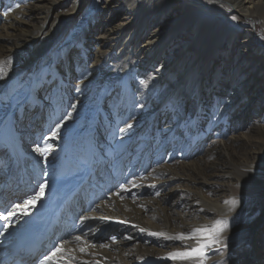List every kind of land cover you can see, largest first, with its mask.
I'll use <instances>...</instances> for the list:
<instances>
[{"label": "bare ground", "instance_id": "6f19581e", "mask_svg": "<svg viewBox=\"0 0 264 264\" xmlns=\"http://www.w3.org/2000/svg\"><path fill=\"white\" fill-rule=\"evenodd\" d=\"M205 2L0 0V35L10 38L9 48L0 43V143L9 151L8 159L0 160V174L6 180L18 177L8 189L4 188L6 184H2L3 190L0 188L1 204L10 201V211L0 213L5 222L1 243L8 244L0 251H8L30 226L38 221L47 225L64 212L68 203L78 201L77 211L81 207L86 214L77 216L72 224L77 227L75 238L65 235L58 245L60 251L55 256L52 253L56 249L51 251V258L41 264H144L148 255L125 247L129 238L138 235L143 236L145 247L147 242L155 241L166 249V253H157L162 261L170 253L204 243L202 234H193V229L214 225L223 231L219 233L220 243L205 249V255L214 256L207 264H264V155L258 156L261 145L255 148L256 156L246 154L247 163L240 169L238 184L226 183L229 177L219 172L220 166L200 165L207 159L205 151L200 152L204 148L202 140L210 134L205 132V122L215 126L212 134L218 139L216 151H208L209 158L216 155L220 160L223 154L218 151L228 138L232 120L234 125L252 113L264 121V0ZM148 7L151 12L146 11ZM65 8L67 12L62 13ZM86 9L98 11L100 21L87 41L78 38L81 54L87 57L91 48L92 59L98 60L107 50L118 48L110 70H122L128 76L133 67L149 83L146 89L138 86L142 107L138 117L128 112L126 94L121 102H115L121 92L118 89H114L113 110H105L113 93L108 85L113 81L112 74L104 80L105 88L97 95L91 94L81 111L49 106L59 89L53 77L59 79V84L65 81L58 74V64L67 65L72 52L52 53L51 68L42 70L41 75L36 71L42 64L39 56L67 22L83 18L80 15ZM53 14L48 36L51 39L47 41L45 29ZM35 19L42 25L34 26ZM119 19L123 23L115 25ZM247 23L254 27L260 23L261 35L256 28L245 31ZM29 25L36 28L30 29ZM211 25L216 27L217 42L208 47L200 39L204 27ZM87 60L83 58V62ZM83 79L79 76L78 82ZM191 101H195L196 114L186 108ZM27 104L38 105V111L34 113L32 108L29 112L36 120L28 128L19 127L16 133V114ZM206 105L212 110L204 118ZM216 105L219 109L213 115ZM44 113L47 120L43 128ZM162 113H166L164 119H160ZM102 122L108 123L105 126L109 129L105 139L97 141ZM159 130L162 138L151 133ZM139 141L147 153H132L131 146ZM198 155L203 158L193 167L171 165L176 158L189 160ZM142 158L145 163L161 161L166 165L143 176L145 166L142 169L139 164ZM228 188H239L241 194L220 197ZM247 198L254 200L258 214L248 224L234 227L233 220ZM70 214L61 220L60 231L72 222ZM112 230H117L122 240L100 248L99 240ZM181 235L185 239H165ZM183 261L189 264V260Z\"/></svg>", "mask_w": 264, "mask_h": 264}, {"label": "rangeland", "instance_id": "374dc122", "mask_svg": "<svg viewBox=\"0 0 264 264\" xmlns=\"http://www.w3.org/2000/svg\"><path fill=\"white\" fill-rule=\"evenodd\" d=\"M191 1H193V0H191ZM202 1L205 2L206 0H202ZM122 4L126 6L125 2ZM68 8L63 9V11H62V9H60V10L62 11V13H66ZM145 9L148 12L149 11L151 12V10H152V9H150V7L145 8ZM87 10L88 9L84 10L81 13L80 17H83V18H80V19L78 18L77 21L67 22L64 25V27L62 28V30L59 32V34L52 40V42H51L52 45L49 46L48 48H45L44 51L39 56V60L42 62V64L36 71L37 72L39 71L38 74L41 75L42 70L51 68L49 62L51 60V54L52 53L63 52L65 50H67V51L70 50L72 52L70 55V62L67 65H65L64 62H60L58 64V68H57L58 74L62 75L64 77L65 81L60 82L62 84H59L56 82V81L59 82V79L53 77V84H54V86H58L59 89L55 91L56 94L54 96L57 97V98H54L55 102L49 106L51 108L55 109L59 105L60 106L63 105V106H65L67 112L70 111L71 107L73 109V110L71 109L72 111L75 110V112H77L78 109L81 111V109L83 108V105H85V103H87L88 97H90L91 94H96V95H97V93L99 94V92H101V90L103 88H105V86H106L104 80L109 75L112 74L113 75V77H112L113 81L108 82L109 83L108 85H110V87L112 88L113 93L109 97L110 100L104 106L106 108L105 110H107L109 113H111V109L113 110V108L116 104L115 102L116 101L121 102V100L124 97L123 95L126 94L129 98V101H130L129 102V108L130 109L128 110V112L131 114L133 112V117H138V113H139L140 109L142 108V107L140 108V104H139V101H140L139 95L140 94L138 91L139 90L138 86L140 85V87H142V89H146V87L148 86L149 83H146L147 81L145 80V77L141 74L140 75L137 74L136 73L137 70L133 69V67L132 68L130 67V73L128 74V76L122 70H118L115 72L110 70L112 63H114V61H116L115 56H116V53L118 51V48L116 50H113V51L107 50L106 53H104L101 56V58H98V60L92 59V55L94 54V51H92L91 48L89 50L87 57L85 55L81 54L82 43L78 40V38L80 37L82 40L85 39L87 41V39L90 38L89 34L91 33L92 29H95V27L98 25V23L100 21V14L98 13V11L90 9L87 12ZM54 15L55 14H53V19H51L49 26L45 29V33L47 32V41L51 39L48 36L49 35L51 36L50 28H51L52 24H54ZM121 23H123V22L121 19H119L115 23V25L121 24ZM247 24L244 25L245 31L247 29L248 30L249 29L254 30L256 28L258 31V35H261L262 26L260 25V23H257L255 27H254V25L251 26V25H249V24L247 25ZM33 25L34 26H41L42 23L40 20L35 19L33 21ZM35 28L36 27H31L30 29H35ZM204 29L206 31H204V34L201 33V39L200 40H202L205 45H208V47L214 46L217 42L216 41V27L211 25V26L204 27ZM5 36L6 35H4V36L0 35V43L5 44L6 47L9 48V44L7 42L9 41L10 38L5 37ZM263 36H264V34H263ZM20 44H21V42H18L17 45H20ZM83 58H87L88 60L83 62ZM85 71H87L88 73H85ZM79 76L84 78V79L78 82ZM44 77L46 78V75L41 76L40 78H44ZM38 79L39 78L36 79V82L38 81ZM96 81H98V83H95ZM94 83L98 84L99 88H95ZM66 84H68L69 86H67ZM124 86H127L126 90L123 89ZM114 89H118V91L121 90V92H122V93L121 92L119 93L120 95H118L117 99L115 98ZM141 91L143 92V90H141ZM53 92H54V88L51 89V94H53ZM67 92L69 93L70 97H68ZM76 100H77V102H76ZM114 100H115V102H113ZM62 102H64V103H62ZM47 104H51V102L47 103ZM72 104H74L76 107L75 106L73 107ZM247 104L248 103H245V105H247ZM43 105L45 106V104H43ZM206 106L207 107H206V110L204 111V115H203L204 118L206 117V114L207 115L210 114L211 110H212L208 105H206ZM18 107H20V106H18ZM32 108L34 109L32 111L34 113L36 112V110L37 111L39 110L38 109L39 107L37 104H27V105H23L19 108V110L16 114V123L14 126V130L16 131V133L18 132L19 127L28 128V125L30 123L35 122L36 119H34L33 114L29 116V112L31 111ZM186 108L188 110L189 109L193 110V113L196 114L197 107H196L195 101H191V103L188 104ZM108 109H110V110H108ZM218 109H219V107L216 105V111L214 114L213 113L212 114L216 115ZM241 110H244V109L241 108ZM107 111H105V112H107ZM253 111H255V110H253ZM45 113H44L42 120H41V122H43V125H44L43 128L45 127V123L47 120ZM165 115H166V113L160 114L159 115L160 119H164ZM235 116H237V114ZM244 118H245V120H244ZM244 118L239 119V122L238 123L236 122V124H234V125H233V120H232L231 124L229 125L228 133H227V134H229V135H227L228 138H224V141L221 143L222 149L218 151L219 155L223 154V155H221L222 158L220 160H216V155L209 158L211 153L208 151H210L211 149H214V151H216V143L218 142V139L216 137H214V134H212V132L215 130V126L209 125L208 122L204 123V126H206L205 132L208 131L210 134L207 137H205L204 140H202L204 148L202 150L200 149V152L205 151L203 155H206L207 159L205 162H202L200 165L204 166L208 163V165L211 164V165H215V166L216 165L220 166V169H218L219 172H223L224 174H226L229 177L226 180V183L229 182L230 185L231 184L234 185V184L239 183L238 177H239L240 169L244 168L245 164L247 163V161L244 160L246 154H253L254 156H256L255 153L257 150L255 148L258 146V144H260L261 148L258 149V150H260V151H258V153H259L258 156L264 155V121H260L259 118H254L252 113L249 115L247 114V116ZM110 119H112V117H110ZM102 124H104V126H103L104 129L103 128L101 129ZM106 124H108V123H104V122L99 123V126H100L99 129H100L101 137H100V139H96L97 141H99V140L103 141L105 139L104 133L109 129L107 126H105ZM159 129H160V127H159ZM29 130H30V128H29ZM233 130H234V135H230V133H233ZM151 133L153 135H155V137L159 136L162 138V135H161L162 131L161 130H159L158 133L157 132L155 133L154 131H152ZM144 134H143V138H145ZM28 135H31V134H28ZM131 148H132V153H134L135 151H137L140 154L147 153V149L145 150L142 141L134 143L131 146ZM206 152H207V154H205ZM8 153H9V151H8L7 147L5 145H3L2 143H0V160L2 158L7 160L8 159ZM203 155L202 156H199V155L194 156L193 158H191L189 160L176 158V160L173 161V163L171 165H172V167H181V166L182 167L183 166L193 167V165L197 164V162L200 160V158H203ZM144 156H147V154H144ZM148 156H150V155H148ZM250 162H251V160H250ZM140 163L142 165V169L145 166L144 170H143L144 174H142L143 176H146L148 173L157 172V171L161 170V168L164 165H166V163L161 162V161H159V164L156 162L151 163L150 160L148 163H145V161H143V158L139 161V164ZM214 173L213 174L216 175V169H215ZM15 178H16V176L12 177L9 180H6L5 178H3L2 174H0V179H1L0 188L3 190L2 187L5 184L6 185L4 186V188H8V184H11ZM199 178L202 179L203 176L200 175ZM128 180H130V179L128 178ZM14 181H15V183H17L18 177ZM2 184H3V186H2ZM113 190H115V188H113ZM179 190H181V189H179ZM233 193L241 194V190L239 188H236L233 190L228 188L226 190V192H224L223 194L220 195V197L228 198V197L233 196ZM10 197H12V196H10ZM12 198H14V197H12ZM178 199H179V196H178ZM2 204L3 205L5 204V206H6V204H8V203L3 202ZM2 204L0 203V205H2ZM8 205H9L8 211H10V204H8ZM255 206H256V204H255L254 200L247 198V200L241 204L240 210L236 214V216L233 220L232 226L235 227V226H239V225L244 224V223L248 224L253 219V217H255L258 214V212H256ZM134 227H136V226H134ZM142 232H144V231H142ZM105 233L106 234L108 233V235L104 236L102 239L99 240V247L102 249L104 248L105 245H109V244L111 245L112 243L118 244L122 240V237L120 234L117 233V230H112L110 233L109 232H105ZM112 236H114V240L112 239ZM122 236H125V233ZM72 238H75V236ZM151 242L146 243V245H147L146 247L150 248V249L145 250L147 248L143 244V236L138 235L137 237H134L133 239L129 238L127 241L128 245H125V247L127 249H129V251L135 252L138 250L141 252V254L148 255L149 259H148V261L144 260V261H146V263H144V264H184L185 263L183 260L171 259L169 256L167 259H163L162 261L161 260L159 261L158 254H157L158 251H160V253H161V251L166 253V249L156 245L155 241H153L152 243ZM155 245L157 247H155ZM213 257L214 256H212V255L206 254L202 259V264H207L208 260L212 259ZM188 263L189 264H201V261L194 258L193 260H189ZM136 264H142V263H140L138 261ZM185 264H187V263H185Z\"/></svg>", "mask_w": 264, "mask_h": 264}, {"label": "snow or ice", "instance_id": "6c2138e0", "mask_svg": "<svg viewBox=\"0 0 264 264\" xmlns=\"http://www.w3.org/2000/svg\"><path fill=\"white\" fill-rule=\"evenodd\" d=\"M129 128L132 127V125H128ZM120 131H124V129H120ZM55 135V133H54ZM37 151H41V149H37ZM44 193V187L41 186L40 189V195H43ZM37 199H39V196L37 197ZM29 204H33L35 203L34 201H29ZM222 223V222H217ZM141 231H144L143 229ZM223 229L222 228H218L215 225L211 228H202V229H193V234L195 233H201L202 237L201 239H203L205 242L204 243H198L197 247L191 248L190 250L187 251H183V252H173L169 254V257L171 259H180V260H193L198 259L201 261L202 264V259L205 256V249L206 248H210L213 245L219 244L220 240H219V233L222 232ZM153 236H162L164 235L163 233H150ZM191 238L195 239L196 237L193 235ZM77 240H79L80 238L77 237ZM165 239H169V240H175V239H185L184 236H178V237H170V236H165ZM60 248L57 247L55 252L52 253L53 256H55L56 252H59ZM81 251H83V249H81ZM51 257L46 256L45 259H50Z\"/></svg>", "mask_w": 264, "mask_h": 264}]
</instances>
